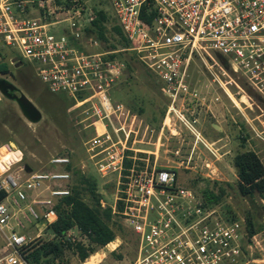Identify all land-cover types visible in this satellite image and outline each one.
Returning a JSON list of instances; mask_svg holds the SVG:
<instances>
[{
	"label": "built area",
	"instance_id": "built-area-1",
	"mask_svg": "<svg viewBox=\"0 0 264 264\" xmlns=\"http://www.w3.org/2000/svg\"><path fill=\"white\" fill-rule=\"evenodd\" d=\"M109 1L130 44L127 49L100 48L90 32L95 15L81 0H0V38L34 64L49 93L70 97L66 113L76 129L97 128L82 143L86 162L81 171L92 166L100 181L116 177L118 196L111 210L134 235L131 264L259 263L247 257L259 243L255 234L248 239L242 220H224L190 189L178 187L176 170L158 167L155 152L128 146L141 126L134 114L112 102L109 92L126 71L117 56L131 52L174 104L188 93L192 56L211 70L217 64L208 65L207 56L215 54L264 99V0ZM10 62L20 64L18 59ZM215 81L221 85L217 76ZM14 150L10 144L1 146L0 159ZM70 157H52L54 170L27 172L21 156L0 171V190L6 193L0 202V264H27L23 253L38 237L26 233L28 225L40 220L52 224L56 200L70 194ZM100 206L106 207L102 200ZM121 244L117 236L85 262L99 254L95 264L101 263L105 250L119 255Z\"/></svg>",
	"mask_w": 264,
	"mask_h": 264
},
{
	"label": "rangeland",
	"instance_id": "rangeland-1",
	"mask_svg": "<svg viewBox=\"0 0 264 264\" xmlns=\"http://www.w3.org/2000/svg\"><path fill=\"white\" fill-rule=\"evenodd\" d=\"M81 1L94 15L96 11H102L107 17L108 42L96 38L102 46L100 48L108 50L110 44L115 46V50L124 48L113 32L117 21L110 1ZM80 24L86 27L84 32L89 30L84 19ZM100 48L97 51H101ZM95 51L92 48L91 53ZM210 55L207 56L208 65L217 64L211 70L204 68L202 58L192 56L187 72L188 93L172 104L163 95L162 83L143 69L131 52H126L121 57L129 62L131 68L125 71L109 96L125 112L134 114L136 125L141 126L139 136L133 138L128 146L155 152L157 166L174 168L178 187L190 189L198 200L205 201V194L218 196V202L208 205L224 220H242L246 225V217L249 216L254 224H264V216L260 213L264 199L257 195H240L237 172L233 166L234 157L246 152L256 154L264 165V99L224 60L215 54ZM13 59H18L20 64H11ZM34 69V64L23 59L16 49L6 46L0 38V79L15 86L41 113V120L31 123L15 101L0 94V144L6 141L13 143L22 156V164L35 172L54 170L49 165L52 157L70 155L72 168L94 178L97 193L106 206L112 207L118 196L116 177L100 181L88 164L85 173L81 171L82 164L86 162L82 143L85 138L94 136L97 128L82 125L79 130L76 129L66 113L71 105L70 97L64 93H49L36 77ZM215 76L221 85L215 81ZM226 91L234 96L239 106L228 98ZM243 100L246 102L243 103ZM75 179L72 176L71 186L76 183ZM85 198L89 199L88 196ZM111 221V227L122 241L118 249L121 258L116 259L105 250V257L99 264H115L116 261L118 264H131L134 260V235L121 216L114 215ZM41 225L40 221L28 225L26 233L38 237L29 244L27 251L39 242L54 241L52 233ZM255 235L259 245L252 252L248 251L247 257L259 261L257 264H264V226ZM65 238L71 242L81 240L76 230L69 232ZM2 247L0 238V250ZM98 256H91L90 262H95ZM81 263L71 251H66L57 262Z\"/></svg>",
	"mask_w": 264,
	"mask_h": 264
},
{
	"label": "trees",
	"instance_id": "trees-1",
	"mask_svg": "<svg viewBox=\"0 0 264 264\" xmlns=\"http://www.w3.org/2000/svg\"><path fill=\"white\" fill-rule=\"evenodd\" d=\"M107 17L102 11L95 12V18L91 21L90 32L101 42H108L106 26ZM113 32L117 35L119 44L127 49L125 45L128 42L123 37L121 29L114 26ZM108 50H115V46L110 44ZM107 50V51H108ZM117 57L123 59L126 63V70L130 69L121 55ZM129 166V162L125 163ZM233 166L237 172L238 190L242 197H253L254 195L264 199V165L253 152L239 153L233 159ZM72 176L76 177V183L70 186V194L67 197L56 200L53 210L56 214V220L48 226L52 233L54 241L42 242L23 253V258L27 264H57L62 259L66 251L75 254L80 262H84L91 254L102 249L110 242L114 241L117 234L111 227V220L114 217L111 207L102 208L100 201L102 197L97 193V182L94 178L81 174L74 170L72 166L67 168ZM213 194L204 195L205 205H211L218 202V196ZM88 196V200H86ZM6 197V193L0 190V202ZM117 209L121 210V204H117ZM260 213L264 216V204L260 208ZM246 232L252 236L264 226V224L252 222V219L246 217ZM257 226V227H255ZM76 230L80 241L71 242L67 240L66 235ZM116 259L121 256L112 254Z\"/></svg>",
	"mask_w": 264,
	"mask_h": 264
},
{
	"label": "water",
	"instance_id": "water-1",
	"mask_svg": "<svg viewBox=\"0 0 264 264\" xmlns=\"http://www.w3.org/2000/svg\"><path fill=\"white\" fill-rule=\"evenodd\" d=\"M0 94L4 98L15 101L29 122L37 123L41 120V113L35 105L24 94L19 92L15 86L4 79H0ZM10 145L12 148H16L13 143H10ZM26 170L30 172L29 168H26Z\"/></svg>",
	"mask_w": 264,
	"mask_h": 264
},
{
	"label": "bare ground",
	"instance_id": "bare-ground-1",
	"mask_svg": "<svg viewBox=\"0 0 264 264\" xmlns=\"http://www.w3.org/2000/svg\"><path fill=\"white\" fill-rule=\"evenodd\" d=\"M226 93L229 96V98L232 101H235L236 105L239 106V102L233 97V95L228 91H226ZM242 102L245 103L246 100H243ZM20 158H21V155L16 150H14L13 152H3V155L0 159V171L3 172L4 170H6L8 165H11L12 163L17 162ZM98 260L99 258L95 262H90V260H88L84 264H95Z\"/></svg>",
	"mask_w": 264,
	"mask_h": 264
},
{
	"label": "crops",
	"instance_id": "crops-1",
	"mask_svg": "<svg viewBox=\"0 0 264 264\" xmlns=\"http://www.w3.org/2000/svg\"><path fill=\"white\" fill-rule=\"evenodd\" d=\"M5 144H10V143H9V141H6V142H4V143H1V144H0V147L3 146V145H5ZM55 220H56V219L53 218V219H52V222H54ZM40 222H42V225H41V226H42L43 228H45V229L48 228L49 225H46V223H45L43 220H40ZM37 232H38V231H37ZM94 256H95V255H94ZM98 257H99V256H98Z\"/></svg>",
	"mask_w": 264,
	"mask_h": 264
}]
</instances>
